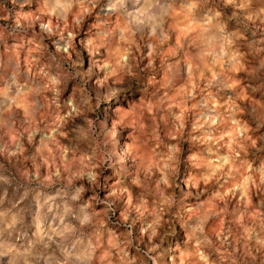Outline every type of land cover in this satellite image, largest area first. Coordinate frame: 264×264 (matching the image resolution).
Wrapping results in <instances>:
<instances>
[{"label": "clouds", "instance_id": "obj_1", "mask_svg": "<svg viewBox=\"0 0 264 264\" xmlns=\"http://www.w3.org/2000/svg\"><path fill=\"white\" fill-rule=\"evenodd\" d=\"M0 264H264V0H0Z\"/></svg>", "mask_w": 264, "mask_h": 264}]
</instances>
